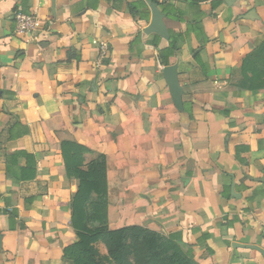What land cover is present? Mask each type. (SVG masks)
Returning a JSON list of instances; mask_svg holds the SVG:
<instances>
[{"label":"crops","instance_id":"crops-1","mask_svg":"<svg viewBox=\"0 0 264 264\" xmlns=\"http://www.w3.org/2000/svg\"><path fill=\"white\" fill-rule=\"evenodd\" d=\"M263 41L264 0H0V264H73L63 141L105 156L110 230L170 237L197 264H264L243 247L264 250V88L240 73Z\"/></svg>","mask_w":264,"mask_h":264},{"label":"trees","instance_id":"trees-1","mask_svg":"<svg viewBox=\"0 0 264 264\" xmlns=\"http://www.w3.org/2000/svg\"><path fill=\"white\" fill-rule=\"evenodd\" d=\"M240 70L242 88H264V41L245 57ZM60 154L67 177L78 182L70 208L75 241L63 249V259L73 264H197L170 237L137 226L110 230L105 156L86 163L85 155L93 152L69 141L61 142Z\"/></svg>","mask_w":264,"mask_h":264},{"label":"water","instance_id":"water-1","mask_svg":"<svg viewBox=\"0 0 264 264\" xmlns=\"http://www.w3.org/2000/svg\"><path fill=\"white\" fill-rule=\"evenodd\" d=\"M151 11H152V22L149 26V28H147V30H151V31H158V25L160 23L159 20V14L155 8V6L151 7ZM164 76L169 84L170 87V92L173 98V102L175 104V106L180 107V89L178 86V82H177V78H176V74H175V67H166L164 68ZM247 249H251V250H256L257 252L260 253V255L263 258L264 261V250L256 247V246H243Z\"/></svg>","mask_w":264,"mask_h":264},{"label":"built area","instance_id":"built-area-1","mask_svg":"<svg viewBox=\"0 0 264 264\" xmlns=\"http://www.w3.org/2000/svg\"><path fill=\"white\" fill-rule=\"evenodd\" d=\"M157 4H167L173 2L174 0H150ZM14 22L18 32L22 34H31L38 27V20L35 15H26L22 13H17L14 15Z\"/></svg>","mask_w":264,"mask_h":264}]
</instances>
